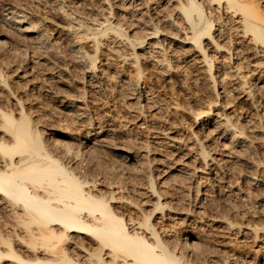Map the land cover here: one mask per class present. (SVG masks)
Here are the masks:
<instances>
[{
  "label": "rangeland",
  "instance_id": "374dc122",
  "mask_svg": "<svg viewBox=\"0 0 264 264\" xmlns=\"http://www.w3.org/2000/svg\"><path fill=\"white\" fill-rule=\"evenodd\" d=\"M259 2L264 7V0ZM2 5L11 11L25 13L26 22L37 24L46 42V47L37 48L31 41L28 42V37L18 35L13 26L0 22V68L7 78L6 82L10 84V89L14 91L11 95V92L7 93L6 88H0V102L3 105L8 104L13 108L12 106L16 105L14 101L20 97L33 122L39 121L42 125V135L47 139L59 136L64 138L58 134L50 136L52 128H60L73 135L80 132L79 138L81 135L86 136L81 138L86 143L76 142L73 145L76 147L79 144L77 147L80 155L82 153L81 157L94 159L96 164L98 163V166L92 169L95 178H90L95 179L96 187L104 190L103 193H109L111 188L115 191L117 199L113 204L126 216L130 213L136 216L135 212L139 215L141 210L137 208L141 207L149 211L155 204V197L145 191L148 185L147 176L151 175L155 180L156 190L161 192L162 202H167L164 212H154L152 223L160 225L158 227L165 225L166 232L163 236H166V241L169 239L170 245L187 244L189 247L192 240H197L194 243L199 245L201 253L191 257L195 264H264V84L257 79L261 73L259 67L253 63L251 66L247 58L240 59L242 64H246V61L249 64L245 65L247 67L241 66L243 69L240 67V71L250 67L248 72L245 70L246 80L251 79L261 86L262 95L257 97V105L246 91H241L236 81L237 75L232 71L233 68L229 67L235 76L229 71V76L227 74L220 77L222 83L226 84L227 91L232 90L221 93L218 102L207 114H198L206 109L208 101L217 98L205 84L199 83L202 81L197 78L200 75L195 71L196 68L186 67L187 64L183 67L184 62L179 57L182 55L179 50L176 51L179 56L175 52L178 58L175 56L169 61L170 66L166 67L164 64L162 67L156 61L163 53L166 55L168 46L166 24L163 21L166 19V0H0V17L1 11L4 10ZM106 18L108 21H104ZM109 21L112 24L120 23L124 36L134 43L154 24L161 29L157 38L165 51L160 55L158 52H152L156 56L151 53V50L155 51L152 45L155 38L145 39L140 44L141 48L136 46L137 64L143 69L140 79L135 74L136 64L131 61V48L125 44L121 45L122 42L110 34L101 37V31L108 26ZM93 24H98L99 29L93 33L95 36H90L92 40L90 37L88 40L83 38L85 30L94 27ZM87 30L89 34L93 32L91 29ZM69 45L77 48L75 50L83 49L82 51L91 55L94 53L97 57L95 76L92 79L83 73L80 64L73 62L74 56L69 50ZM122 54L125 55V60ZM116 70L120 72V77L115 78ZM261 74L263 76V73ZM136 78L143 83L134 91L131 87L126 88L122 82L123 79L135 82ZM218 89L221 90L219 87ZM75 109L78 112H75ZM83 114L89 119L82 120ZM221 114L229 116L231 122L235 120L236 126L239 123L245 129L247 137L243 143L247 146L243 149L236 146L237 141L230 142L231 133L221 137L211 124H206L209 119L218 120ZM202 124L204 126H201ZM99 128L103 130L99 137H104L105 140L103 138V141L101 139L98 142L93 133ZM93 138H96V141ZM91 140L96 144H91ZM68 141L73 142L70 139ZM104 141L110 147L112 145L134 151L137 154L136 161L133 158H117L115 163V157L111 155L108 150L110 148ZM99 143L104 145L100 146ZM233 149L238 150L239 154L236 152V156L231 152V157L229 151ZM223 152L226 154L223 155ZM112 160L117 164H114L116 167L122 164L118 170L115 169L117 171L112 169L113 173L108 171L110 163L113 164ZM182 163V169L187 171V174L174 170V167L179 168ZM104 170L111 175L107 173L109 176L106 177ZM118 173L122 174L121 177ZM141 190H144V193H139ZM129 198L135 200V203L130 204ZM136 198L139 201L136 202ZM138 202H143L139 203L140 207L136 205ZM130 209L134 210L129 212ZM160 213H164L166 218L165 215L160 216ZM0 217L2 235L12 236L13 248L20 252L21 256L26 255L22 242L14 235H22L21 230H18L21 228L18 226L15 230L8 216L0 214ZM7 220L12 227L7 224ZM159 230L161 231V228ZM7 233L9 234L6 235ZM195 236H198L197 239ZM195 246L187 250H193V254L197 249V245Z\"/></svg>",
  "mask_w": 264,
  "mask_h": 264
},
{
  "label": "bare ground",
  "instance_id": "6f19581e",
  "mask_svg": "<svg viewBox=\"0 0 264 264\" xmlns=\"http://www.w3.org/2000/svg\"><path fill=\"white\" fill-rule=\"evenodd\" d=\"M166 6V19H163L164 24H166V42L168 45H166V55L165 53L160 55L165 49L157 38V34L161 29L158 28L157 25L155 26V24L153 26L149 24V26L152 27L147 29L145 35L143 34V37L135 43L124 36L121 25L118 22L112 24V22L109 21L108 26L101 31V37H106L110 34V36L120 40V42H122L121 45L123 44L124 46L125 44L131 48L132 51H129L131 52L130 55H133V58L130 60L136 64V73H134L137 74L136 76L139 79L143 75V69L137 64L138 57L135 50L136 46L138 45L137 47H140V44L143 43L145 39L155 38L152 42L155 51L151 50V53L158 52L160 57L157 58L156 61L160 63L162 67L164 64H166V67L170 66L171 62L169 63V61L175 58L176 53L178 55L176 51L179 50L182 55L178 56L181 58V61L184 62L182 64L183 67L187 64L186 67L193 66L196 68L195 71H198L200 75H198L199 77L197 78H200L202 81L199 83L205 84L204 86L210 90L215 98H217L216 100L208 101L206 109L201 112L198 111V114H207L213 105L218 102L221 93L230 92V90H232L229 89L227 91L225 87L226 84L222 83L221 75L228 74L229 76L235 73L238 78V80H236L237 78L235 80L238 81L241 91H246V94L252 97L255 103L257 97L262 95L260 94L262 93L260 91L261 86L257 85L256 82L251 79L246 80V69L240 71V67L251 65L252 63L254 66L259 67L263 76H261L262 74L260 73L257 79H259L260 83L262 82L264 84V7L259 0H166ZM3 9L0 17V22H2L3 25L13 26L12 28L15 29L18 35H22L24 38L28 37V42L31 41V44H35L37 48L46 47L41 29L37 24L31 23V21L30 23L26 22L27 15L25 13H17L6 7ZM104 21H108L107 18ZM82 24H84V22ZM98 24H93L94 27L87 26V29H91L93 32L89 34L88 30L85 28V34L82 33L84 35L83 38H87L88 40L91 35L94 37L95 35H93V33L99 30ZM102 25L104 24L102 23ZM90 39L92 40L91 37ZM93 43L96 46L95 48H97L96 43ZM50 48H48V50ZM75 49L72 46L69 47L70 52H72L74 56L73 62L80 64L84 71L83 73H85L89 79H92L95 76L97 57L94 53L91 55L90 53L82 51L83 49ZM79 49H81L80 46ZM153 53L152 55L156 56V54L154 55ZM123 58L125 60V55ZM241 58H247L249 64H247V61L245 62L246 64H242ZM233 59L235 60L232 61ZM229 67L233 68L230 69H232L234 73H231L230 69H228ZM256 67H254V69ZM241 68L243 69V67ZM248 69H250V67H248L247 70ZM247 70L246 72H248ZM2 71L3 70L0 68V88H6L8 90L7 93L11 92L12 95L14 91L10 89V84L6 82L7 78ZM114 76H116L115 78L120 77V72L116 70ZM138 78H136L135 82L130 81V79H123L122 82L125 84V87L127 86L126 88L131 87L134 91V89L139 88L140 83H143V81L139 82ZM218 87L221 90H219ZM2 99L3 98H1V100ZM23 102L20 100V97L14 101L16 105L12 107L14 108L16 106V108H14L16 111L11 108V105H3V103L0 102V214L6 215L11 219L10 222L12 221L11 224L15 227V230L18 226L21 228L17 229L21 230L22 235L19 236V234H15L14 231L12 233L22 242L26 255L21 256L20 252L18 253V251L13 248L12 236L6 237L0 232V264H195L194 261H191V257L201 253L199 252V245L194 243L197 242V240H192L190 244L187 242L192 249L197 245L196 250H198V253H196L194 249L195 253L192 254L193 250L191 252L188 251L189 249L187 250V248L189 247L186 243V245L176 246L175 244L170 245L171 243H168L169 239L166 241V236H163L166 232L165 225L158 227L160 225L157 226L154 222L152 223L154 212L157 210L164 212V208L167 207V202L164 200L162 202L161 192L159 193L157 191L158 189L156 190V183L151 175L147 176L146 182L148 185L144 183L147 185L144 186L147 187L145 191L155 197V204L153 203L154 205H152L149 211L141 207L137 208V210H141L139 215L135 212V214H137L136 216L130 215L131 213L126 216L124 212L120 211L121 209L118 211L115 208L113 203L117 199V195L114 194L115 191H113L112 188L108 191L109 193L106 194L103 193L104 190L102 191L100 187H96L95 179H92L95 176H93L94 172H92V169H94L93 167L96 168L98 163L96 164L94 159H89L87 157L85 159V157H81L82 153L80 155V151H78L79 144H84L85 142L81 140V138H86V136L81 135L79 138L78 134H80V132L73 135L60 128H52V132H49L50 136H53L51 134H58L64 136V138H60L59 136V138L51 137L52 139H50L52 141L47 139V137L42 135V125L39 124V121V123L37 122L38 124L35 123V120L33 122ZM76 111L75 109V112ZM220 116L222 117L220 118ZM220 116L218 120H216V118L213 121H211V119L207 120L206 124H211L213 129H215L221 137H224L227 133H231L230 142L235 143V141H237V147L243 149L247 146L243 143L247 136L241 124L239 125L238 123L239 126H236V124H234L236 123L235 120L231 122L229 116L227 117L223 114ZM84 119L88 120L89 118L83 114L82 120ZM204 124L201 126H204ZM87 131L84 133L86 134ZM102 131L103 130L99 128L93 133L97 141H101V139L103 141L104 137H99L102 135ZM96 138L93 139L96 141ZM66 139H70L74 143H70V141ZM95 141L91 140V144H96ZM76 142L79 143L77 144L78 147L77 145L76 147L73 145L76 144ZM110 143L111 142H109V144ZM100 144L101 143H99V145ZM105 144L108 146L107 143ZM101 145L104 144L102 143ZM223 145L222 147L226 146ZM108 148H110L108 150L111 155L115 157V159L113 158L114 161L117 158L120 160L136 159L137 154L134 151H129L125 148H117L112 145L111 147L108 146ZM235 150L236 149H233L229 152H232L234 155L239 148ZM221 151L223 150L221 149ZM81 152L83 151L81 150ZM232 153L231 155L229 154L231 157ZM91 154H93V152ZM224 154L226 153L223 152V155ZM238 154L235 155L237 156ZM88 155L87 153L86 156ZM203 158H205V155H203ZM116 162L117 161H115V163ZM115 163L112 165L110 163L108 171L110 170L111 173H113L112 169L118 170L122 165L118 164V167H116L117 164ZM114 164L116 166H114ZM182 167H184L183 163L179 168L174 167L176 169H173L183 172L182 174H187L188 172H184ZM121 171H123V168ZM105 172L106 170H104V173ZM110 172H106V174L102 173L105 176H109L108 174H110ZM120 175L122 174H119V176ZM90 176L92 178H90ZM107 183L111 185L110 182ZM143 191L141 190L139 193ZM162 193L164 194V192ZM118 198L120 197L118 196ZM137 198L136 202L139 199ZM122 199L124 198L122 197ZM131 199L132 198H129L128 202L130 204L135 203V200L133 201ZM125 201H127V199ZM139 203L142 204L138 202V204H136L138 207L141 206H139ZM124 205H126V203H124ZM128 209H126V211H128ZM132 210L129 212H132ZM162 215L164 216L165 214L163 213L160 216ZM164 218H166V215ZM8 222L7 220V224L10 226L11 224ZM160 228L161 231L159 230ZM12 233L10 234L12 235ZM8 234L9 233L6 235ZM197 237L198 236H195L196 239ZM191 243L193 245H191ZM2 245L3 248H1ZM197 258L194 257V259ZM196 264L198 263L196 262Z\"/></svg>",
  "mask_w": 264,
  "mask_h": 264
}]
</instances>
